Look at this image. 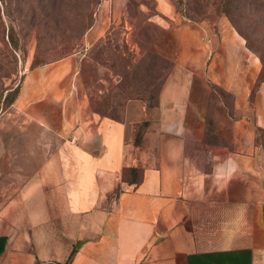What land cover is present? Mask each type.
Returning a JSON list of instances; mask_svg holds the SVG:
<instances>
[{
    "label": "crops",
    "instance_id": "0c3cea01",
    "mask_svg": "<svg viewBox=\"0 0 264 264\" xmlns=\"http://www.w3.org/2000/svg\"><path fill=\"white\" fill-rule=\"evenodd\" d=\"M173 29L158 105L123 121L62 91L70 62L25 78L14 107L43 139L0 193V264H264L261 65L224 16Z\"/></svg>",
    "mask_w": 264,
    "mask_h": 264
},
{
    "label": "rangeland",
    "instance_id": "374dc122",
    "mask_svg": "<svg viewBox=\"0 0 264 264\" xmlns=\"http://www.w3.org/2000/svg\"><path fill=\"white\" fill-rule=\"evenodd\" d=\"M224 1L228 0H99L92 9V26L81 36L79 12L84 0H0L5 26L0 31V193L16 188L14 173L28 163L31 141L43 139L36 127L25 130L22 114L14 107L32 71L72 63L62 91L83 94L94 113L123 121L129 100L142 97L156 104L161 86L173 73L176 62L165 55L177 57L178 43L170 34L174 26L179 21L202 23L226 17L220 8ZM229 1L243 7L236 23L248 35V50L261 65L250 96L254 101L264 82V10L255 9L256 0ZM10 27L15 49L9 45ZM145 129L136 125L140 134ZM256 134L261 156L264 130ZM48 140L53 146L60 143L55 132Z\"/></svg>",
    "mask_w": 264,
    "mask_h": 264
},
{
    "label": "trees",
    "instance_id": "16d2710c",
    "mask_svg": "<svg viewBox=\"0 0 264 264\" xmlns=\"http://www.w3.org/2000/svg\"><path fill=\"white\" fill-rule=\"evenodd\" d=\"M99 4V0H84L83 2V8L80 9L79 15L82 21V27H81V36H83V34L91 28L92 23H93V12L92 9L93 7L97 6ZM255 9H262L264 10V0H256V2L254 3ZM221 11L223 13L226 14V17L229 19V21L231 22L232 26L235 28V30L240 34V36H242L243 39H245L248 43V47L246 46L247 49L250 48V41H249V37L248 35L245 33V31L236 23L237 20V16L243 11V7L239 6V4H235V3H231L229 0L228 1H224L221 5H220ZM256 9V10H257ZM1 16V13H0ZM1 17H0V31H4V23L1 21ZM14 31L13 27H10L9 29V45L15 49V47H17V44H15L14 42V38L12 35V32ZM80 36V37H81ZM35 61L37 62V58H35ZM262 63L264 64V60L263 58H261ZM218 92H222V91H218ZM223 93V92H222ZM220 94V93H219ZM159 97V96H158ZM141 99L146 100L147 104L149 107H155L158 105V98L156 101V104L151 105L148 99L146 98H142ZM136 99V98H134ZM126 174H129L131 176V179L133 181H135L136 183H140L141 182V176H142V171L140 169H129L126 171Z\"/></svg>",
    "mask_w": 264,
    "mask_h": 264
}]
</instances>
